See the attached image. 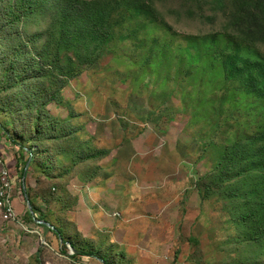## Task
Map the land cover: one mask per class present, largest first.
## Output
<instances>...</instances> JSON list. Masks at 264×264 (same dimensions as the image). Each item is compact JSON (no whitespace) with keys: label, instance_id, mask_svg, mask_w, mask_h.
<instances>
[{"label":"rangeland","instance_id":"1","mask_svg":"<svg viewBox=\"0 0 264 264\" xmlns=\"http://www.w3.org/2000/svg\"><path fill=\"white\" fill-rule=\"evenodd\" d=\"M74 1L89 13L0 0V264H104L61 253L32 207L111 264H264L257 0Z\"/></svg>","mask_w":264,"mask_h":264},{"label":"trees","instance_id":"2","mask_svg":"<svg viewBox=\"0 0 264 264\" xmlns=\"http://www.w3.org/2000/svg\"><path fill=\"white\" fill-rule=\"evenodd\" d=\"M124 1H125V4L128 5V8H130L132 11H140V10L149 11L150 6H151L146 0H124ZM88 4H90V3L87 1L80 4L79 2L74 1V0H66L65 3H64V0H61L60 9H64V8L66 9V10L65 9L63 10L64 16L67 14V12L73 13L74 16H76L79 13H85V12L89 13V8L85 7V5H88ZM256 10L261 12L262 14H264V0H257V9ZM252 15H253L252 18L257 21V15H255V14H252ZM149 17L153 20H156L154 15L149 14ZM1 27L2 26H0V29H1ZM168 30H170V28H168ZM0 45L3 46L4 43H0ZM243 46H245L243 41L238 42L235 51L230 52L228 54L229 60H227V62L232 68H242V66L245 65L243 62L242 54L240 52V49ZM255 65H256V67L253 69L257 75V78L259 79L261 84L264 85V80H261L259 77V76L264 77V65H260L259 63L255 64ZM245 67H247V65H245ZM254 84H255V86H257L256 82H254ZM27 149L31 150V152H30L31 156L26 152V149H24L26 154H28V155L25 158V160L23 161V165L21 168V174H22V171L25 167V164L27 163V160L31 159V161H32V158L35 156V153H36L35 147H33L32 145L27 146ZM32 210H33L34 214L36 215L37 209L35 207H32ZM253 214L255 216L256 213L254 212ZM29 216L31 217V220L33 222H35V219H36V220H44V221L49 223L48 219L43 214H39L38 218H36V216L35 217L32 216L31 212H29ZM36 225L39 227L45 228V229L49 230L51 233H53V235L59 240V251L65 255L69 256L70 258L78 260L80 262H84L85 259H88L90 257H95L97 260H100L104 264H111L106 258L94 253L91 250L80 249V248H77L73 243H71V242L68 243L63 238L62 230L59 227L53 225L52 223H51V226L53 227V229L49 228L45 225H42V224L36 223ZM257 229H258V231H256V233L254 234L255 235L254 238L259 240L262 237V235L264 234V231H260L259 226L257 227ZM67 243L69 246H71L76 251L74 254L70 255L68 253Z\"/></svg>","mask_w":264,"mask_h":264},{"label":"built area","instance_id":"3","mask_svg":"<svg viewBox=\"0 0 264 264\" xmlns=\"http://www.w3.org/2000/svg\"><path fill=\"white\" fill-rule=\"evenodd\" d=\"M31 156V150L26 149ZM14 182L9 171L0 161V224L9 223L15 219L12 205V190Z\"/></svg>","mask_w":264,"mask_h":264},{"label":"water","instance_id":"4","mask_svg":"<svg viewBox=\"0 0 264 264\" xmlns=\"http://www.w3.org/2000/svg\"><path fill=\"white\" fill-rule=\"evenodd\" d=\"M27 166H28V162L25 164V169H26ZM25 169H24V170H25ZM23 194H24V197L26 198V194H25V190H24V189H23ZM26 203H27L28 208L31 209V206H29L28 201H26ZM30 212H31L32 216H34V214H33V212H32L31 210H30ZM35 222H36L37 224H42V225H45V226H47V227L53 229V227L51 226V224L48 223V222H46V221H44V220H36V219H35ZM69 249L71 250V253H72V254H74V253L76 252L71 246H69Z\"/></svg>","mask_w":264,"mask_h":264},{"label":"crops","instance_id":"5","mask_svg":"<svg viewBox=\"0 0 264 264\" xmlns=\"http://www.w3.org/2000/svg\"><path fill=\"white\" fill-rule=\"evenodd\" d=\"M1 161V160H0ZM5 162L2 161V164L6 167V165L4 164ZM7 168V167H6Z\"/></svg>","mask_w":264,"mask_h":264}]
</instances>
